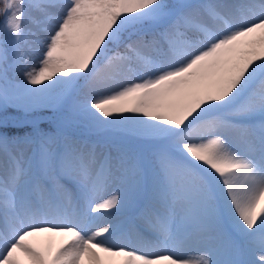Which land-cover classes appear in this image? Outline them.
Here are the masks:
<instances>
[{"label":"snow or ice","instance_id":"snow-or-ice-1","mask_svg":"<svg viewBox=\"0 0 264 264\" xmlns=\"http://www.w3.org/2000/svg\"><path fill=\"white\" fill-rule=\"evenodd\" d=\"M0 264H264V0H0Z\"/></svg>","mask_w":264,"mask_h":264},{"label":"trees","instance_id":"trees-1","mask_svg":"<svg viewBox=\"0 0 264 264\" xmlns=\"http://www.w3.org/2000/svg\"><path fill=\"white\" fill-rule=\"evenodd\" d=\"M9 114L10 116L13 117L21 115L15 109H9ZM52 116H53V111L51 109H41L37 111L35 117H30V119L31 118L37 119L42 128H47L50 124V119Z\"/></svg>","mask_w":264,"mask_h":264},{"label":"rangeland","instance_id":"rangeland-1","mask_svg":"<svg viewBox=\"0 0 264 264\" xmlns=\"http://www.w3.org/2000/svg\"><path fill=\"white\" fill-rule=\"evenodd\" d=\"M101 226H102V224H101ZM151 250L155 251V252H158L160 255L172 254L171 252L165 251V250H162V249L153 248ZM199 251H200V249H199ZM200 254H201V252L198 253V251H195V250L190 251V249L187 250V248L185 249L184 247L178 249L177 252H176V256L178 258H185V259H187L189 257H195V256L200 255Z\"/></svg>","mask_w":264,"mask_h":264},{"label":"bare ground","instance_id":"bare-ground-1","mask_svg":"<svg viewBox=\"0 0 264 264\" xmlns=\"http://www.w3.org/2000/svg\"><path fill=\"white\" fill-rule=\"evenodd\" d=\"M185 249L187 248V250L188 249H190V251H193V250H195V251H198V253H200V251H199V245H196V244H190V245H187V246H185L184 247Z\"/></svg>","mask_w":264,"mask_h":264}]
</instances>
